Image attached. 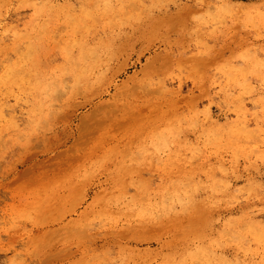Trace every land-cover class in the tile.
Segmentation results:
<instances>
[{
  "label": "rangeland",
  "instance_id": "1",
  "mask_svg": "<svg viewBox=\"0 0 264 264\" xmlns=\"http://www.w3.org/2000/svg\"><path fill=\"white\" fill-rule=\"evenodd\" d=\"M0 264H264V0H0Z\"/></svg>",
  "mask_w": 264,
  "mask_h": 264
},
{
  "label": "bare ground",
  "instance_id": "2",
  "mask_svg": "<svg viewBox=\"0 0 264 264\" xmlns=\"http://www.w3.org/2000/svg\"><path fill=\"white\" fill-rule=\"evenodd\" d=\"M99 74V73H98ZM89 89V88H88Z\"/></svg>",
  "mask_w": 264,
  "mask_h": 264
}]
</instances>
